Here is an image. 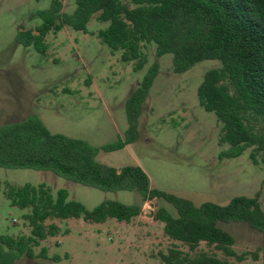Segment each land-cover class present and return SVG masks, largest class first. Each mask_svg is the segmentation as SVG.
<instances>
[{
  "label": "rangeland",
  "instance_id": "obj_1",
  "mask_svg": "<svg viewBox=\"0 0 264 264\" xmlns=\"http://www.w3.org/2000/svg\"><path fill=\"white\" fill-rule=\"evenodd\" d=\"M51 0H0V125L39 117L52 133L86 140L97 148L96 160L122 167L138 165L147 174L149 187L164 190L192 201L195 205L213 202L225 205L238 195L254 196L264 211V164H254L249 149L233 158H220L228 145L219 141L214 113L199 105L197 87L204 73L220 66L217 59H205L176 74L172 55L159 58L160 70L149 89L137 120V138L122 149L101 147L123 137L127 128L125 101L154 60V44L143 45L145 66L135 71L133 62H123L121 51H111L97 31L107 27L95 15L87 32L64 26L45 36L46 52L17 41L19 31L35 28L37 12ZM63 11L71 12L74 0H62ZM45 184L55 194L67 191L68 199L92 209L104 200L140 204L141 213L129 222L108 218L88 223L82 218H51L58 233L35 247L61 261L35 260L32 264H164L160 253L176 247L193 256L206 252L236 264H261L264 232L242 222H220L235 239L227 256L213 245L200 242L190 249L167 237L163 223L153 219L160 206L173 214L163 199L141 201L136 191H103L69 181L47 170L0 167V235L29 234L24 219L29 208L11 206L5 196L8 185ZM252 253L257 254L254 258Z\"/></svg>",
  "mask_w": 264,
  "mask_h": 264
},
{
  "label": "trees",
  "instance_id": "obj_2",
  "mask_svg": "<svg viewBox=\"0 0 264 264\" xmlns=\"http://www.w3.org/2000/svg\"><path fill=\"white\" fill-rule=\"evenodd\" d=\"M74 4L71 12H65L62 0H51L48 8L37 12L40 25L19 31L17 41L44 54L49 32L69 26L86 33L87 23L95 15L108 24L97 31L100 40L111 51L120 50L121 61L133 62L135 71L147 63L143 45L155 47L154 60L125 101L127 128L123 137L103 145V150L122 149L136 140L137 120L159 73V58L169 53L176 74L205 59L220 61L219 67L204 73L197 87L199 105L214 113L219 141L228 145L219 157H237L249 149L251 161L264 164V0H74ZM96 153L97 148L86 140L52 133L35 115L0 125V167L47 170L103 191H136L144 202L163 199L175 214L160 206L152 213L153 219L163 223L167 237L190 249L205 242L227 256L234 255L231 247L235 239L220 222H242L264 232L259 192L234 196L225 205H195L184 197L150 188L140 166L105 165L96 160ZM5 196L11 206L29 208L24 219L30 233L0 235V264L61 261L58 254L49 256L45 246L37 253L34 250L59 231L56 224H45L47 219L82 218L101 223L113 218L129 222L141 213L140 204L117 200H104L87 209L81 202L68 199L66 190L52 194L45 184L8 185ZM159 256L164 264H236L206 252L189 256L176 247Z\"/></svg>",
  "mask_w": 264,
  "mask_h": 264
}]
</instances>
